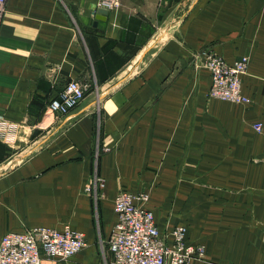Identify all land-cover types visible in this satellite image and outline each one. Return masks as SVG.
I'll return each instance as SVG.
<instances>
[{
  "label": "crops",
  "instance_id": "1",
  "mask_svg": "<svg viewBox=\"0 0 264 264\" xmlns=\"http://www.w3.org/2000/svg\"><path fill=\"white\" fill-rule=\"evenodd\" d=\"M100 1L7 0L0 242L70 226L88 245L64 264H110L128 191L148 195L162 235L182 226L205 246L191 264H264V0H118L99 17ZM203 52L250 58V104L209 98ZM71 81L86 100L57 118L47 106Z\"/></svg>",
  "mask_w": 264,
  "mask_h": 264
},
{
  "label": "built area",
  "instance_id": "2",
  "mask_svg": "<svg viewBox=\"0 0 264 264\" xmlns=\"http://www.w3.org/2000/svg\"><path fill=\"white\" fill-rule=\"evenodd\" d=\"M118 0H101L94 12L118 9ZM7 13V0H0V36ZM210 73L209 98L248 105L251 100L243 92V76L250 58L245 56L234 63L212 53L201 54ZM89 86L78 81L69 82L58 98L50 101L47 112L57 118L66 117L87 97ZM261 133L263 124L254 125ZM96 189H103V180L96 179ZM91 191V188L88 189ZM146 194L121 191L114 202L117 221L108 240L110 264H191L205 257L204 245L188 241L185 227H176L168 236L161 234L154 213L144 207ZM88 243L84 235L70 226L62 229L36 227L24 232H7L0 242V264H64L82 252Z\"/></svg>",
  "mask_w": 264,
  "mask_h": 264
},
{
  "label": "water",
  "instance_id": "3",
  "mask_svg": "<svg viewBox=\"0 0 264 264\" xmlns=\"http://www.w3.org/2000/svg\"><path fill=\"white\" fill-rule=\"evenodd\" d=\"M99 17H104V16H106L107 15V11H105V10H99Z\"/></svg>",
  "mask_w": 264,
  "mask_h": 264
},
{
  "label": "rangeland",
  "instance_id": "4",
  "mask_svg": "<svg viewBox=\"0 0 264 264\" xmlns=\"http://www.w3.org/2000/svg\"><path fill=\"white\" fill-rule=\"evenodd\" d=\"M103 249L104 250H107L108 249V242L103 244Z\"/></svg>",
  "mask_w": 264,
  "mask_h": 264
}]
</instances>
